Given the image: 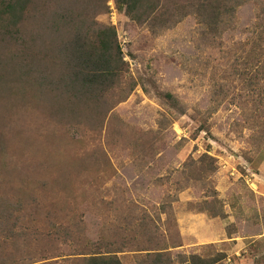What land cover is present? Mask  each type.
I'll return each instance as SVG.
<instances>
[{"label":"rangeland","instance_id":"rangeland-1","mask_svg":"<svg viewBox=\"0 0 264 264\" xmlns=\"http://www.w3.org/2000/svg\"><path fill=\"white\" fill-rule=\"evenodd\" d=\"M117 1L48 7L116 28L126 74L104 114L62 117L48 86L0 63V258L75 264L87 240H111L132 243L122 264H264V0L207 34L196 0H147L139 20ZM16 197L27 208L12 214Z\"/></svg>","mask_w":264,"mask_h":264},{"label":"trees","instance_id":"trees-1","mask_svg":"<svg viewBox=\"0 0 264 264\" xmlns=\"http://www.w3.org/2000/svg\"><path fill=\"white\" fill-rule=\"evenodd\" d=\"M43 2L46 14L41 9ZM242 3V0H196L195 10L202 33L220 30V26L227 22V15L233 16L236 7ZM117 5L136 20L142 18L143 13L148 14L147 0H118ZM59 6L62 8L61 13L59 8L56 13H51L48 11L49 0H0V63L6 62L12 66L15 75L16 67L18 70L24 68V75L33 80H30L31 83L35 81L41 87L48 86L50 92L47 94L55 100L62 117L76 111L78 103L86 107L103 108L100 114H104V108L108 107L109 110L113 107H110L109 100L106 101L107 97L117 89L121 91L126 74V62L116 28L109 24L98 26L96 22L89 25L91 20L87 21L86 17H79L76 21L68 8L61 4ZM188 6L194 8L192 0ZM27 27L32 28L35 36L27 37V34L30 35ZM43 34L49 37V47H46ZM41 43L44 47L42 50L39 47ZM25 85L30 83L25 81ZM166 98L173 99V96L168 94ZM3 110L0 109V114ZM202 157L208 155L205 153ZM196 169L199 175L209 170L204 166ZM2 202L12 214L27 208L26 203L17 197ZM12 214L9 217H13ZM67 231L70 233V230ZM94 244L87 240L80 250H75L67 258H74L75 264H122L117 253L127 252L124 248L132 243L124 242L123 249L118 250L112 247L115 243L110 240V243H104L105 248L101 246L107 251L100 248L93 253L90 247ZM163 256L161 252L156 253L153 264H162ZM221 259L223 257H212L207 261L200 259V262L218 264ZM0 264L8 263L0 258Z\"/></svg>","mask_w":264,"mask_h":264}]
</instances>
